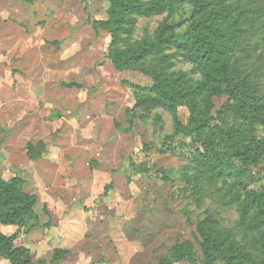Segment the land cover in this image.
Wrapping results in <instances>:
<instances>
[{
  "label": "rangeland",
  "instance_id": "rangeland-1",
  "mask_svg": "<svg viewBox=\"0 0 264 264\" xmlns=\"http://www.w3.org/2000/svg\"><path fill=\"white\" fill-rule=\"evenodd\" d=\"M106 7L104 0H0V178L21 179V191L35 197L22 226L0 222V237L15 235L14 246L28 248L36 264H153L196 242L177 173L188 150L175 139V153L157 151L172 131L169 110L127 129L133 92L152 82L116 70L107 57L109 33L94 28ZM190 12L182 3L171 15L142 17L136 36L165 18L181 33ZM243 39L250 47L239 58L257 70L264 92L259 39ZM178 114L186 121L184 107ZM214 197L204 193V206L240 239L235 206ZM0 264L11 261L0 256Z\"/></svg>",
  "mask_w": 264,
  "mask_h": 264
},
{
  "label": "trees",
  "instance_id": "trees-1",
  "mask_svg": "<svg viewBox=\"0 0 264 264\" xmlns=\"http://www.w3.org/2000/svg\"><path fill=\"white\" fill-rule=\"evenodd\" d=\"M104 1L106 18L94 28L109 33L107 57L116 70L138 71L152 82L134 86L127 129L157 108L169 110L172 131L157 151L175 153V139L188 150L181 153L184 161L177 173L183 213L194 225L196 242H182L153 264H264V92L254 76L257 70L241 63L238 54L249 51L243 38L255 34L264 52V0ZM182 3L191 12L181 33L165 18L136 36L140 18L171 15ZM222 96L216 109L215 99ZM179 107L187 110L186 121L180 119ZM20 185L17 177L0 178L1 223L22 226L29 217L35 197L24 194ZM206 192L235 206L240 239L206 209ZM14 238L0 237V256L11 264H36L28 248L14 246Z\"/></svg>",
  "mask_w": 264,
  "mask_h": 264
}]
</instances>
